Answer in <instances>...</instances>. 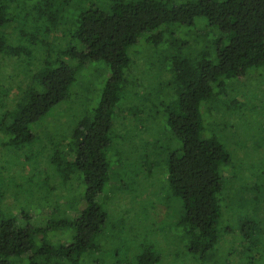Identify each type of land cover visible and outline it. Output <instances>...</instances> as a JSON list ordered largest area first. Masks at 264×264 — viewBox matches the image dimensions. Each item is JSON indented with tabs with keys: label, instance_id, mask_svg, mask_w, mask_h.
<instances>
[{
	"label": "trees",
	"instance_id": "1",
	"mask_svg": "<svg viewBox=\"0 0 264 264\" xmlns=\"http://www.w3.org/2000/svg\"><path fill=\"white\" fill-rule=\"evenodd\" d=\"M196 30L195 42L206 40L199 48L192 47V39L178 38ZM51 34L58 41L49 39ZM145 44L164 46L171 63L164 67L171 74L172 94L165 111L170 139L179 144L164 157L168 184L182 203L177 224L185 246L198 260L216 263L220 257L214 248L223 237L224 214L238 221L245 235L264 220V187L226 189L224 170L231 153L218 136L222 124L243 115L241 99L230 102L226 97L227 83L264 67V0H0V65L18 54L24 61L20 56L25 53L32 55L34 61L28 63L37 69L32 84L20 89L15 101L0 83V169H6L8 147L14 148L23 155L12 168L34 160L40 165L49 158V172H40V177L31 170L21 178L23 184L28 176L57 184L52 189L66 186L61 195L65 203L56 205L45 226L34 224L25 206L17 205L20 213L0 209V264H81L88 258L86 264H125L118 250L107 254L113 255L110 262L107 255L102 262L92 258L102 248L109 218L103 193L113 177L111 155H117L114 118L118 112L124 121L129 104L142 94L136 85L144 75L137 48ZM89 60H104L110 69L100 102L89 111L83 108L84 113L69 112L66 120L49 118L56 133L48 131L41 139L37 130L45 126L43 119L70 100V87ZM206 116L210 127L204 135ZM236 195L237 201L241 196L255 200L237 208V216L250 213L252 227L229 208L233 203L227 200ZM61 230L60 239L50 235ZM259 243L249 242L254 249ZM161 257L150 244L126 264H155Z\"/></svg>",
	"mask_w": 264,
	"mask_h": 264
},
{
	"label": "rangeland",
	"instance_id": "2",
	"mask_svg": "<svg viewBox=\"0 0 264 264\" xmlns=\"http://www.w3.org/2000/svg\"><path fill=\"white\" fill-rule=\"evenodd\" d=\"M196 32L197 30L192 33L183 32L178 38L192 39V47L196 49L200 47L199 44L202 46L206 43V40L195 42ZM15 35L12 34L11 38L17 40ZM208 37L212 38L213 34L205 36V39ZM49 39L58 41L55 34L49 35ZM145 45L137 48L141 52L138 54V64L141 70H144V75L143 80L138 78L136 85H140L138 89L142 94L135 98L134 103L129 104L124 121L118 112L114 118L118 129L114 128L117 133L114 151L117 155H111L114 163L113 177L108 189L103 193L107 197L106 209L109 218L106 233L101 239L102 248L92 259L102 262L109 252L118 250V258L126 264L132 261L134 254L152 244L155 251L162 254L160 261L155 264H264V220H260L262 223H257V226L245 235V231L238 228V221L233 220L228 213L224 214L227 217L222 222L223 237L214 248V252L219 253L220 257L216 263L198 260L185 246L183 230L177 224L182 203L173 196L168 184V164L167 158L164 157L166 152L176 148V143L179 144L177 138L174 137V141L170 139L172 132L168 130L165 111V104L172 98V94L169 88L171 74L169 70H164V67L171 63L164 57L167 53L164 46ZM20 57L24 61L20 62L18 54L13 58L6 57L5 62L9 63L0 65V83L9 91L8 98L11 101L16 100L20 89L32 84L31 76L37 70L35 65L28 63L34 61L32 55L23 53ZM62 59L67 61L65 57ZM16 61L19 62L17 65ZM109 76L110 69L104 60L87 61L70 87V100L63 101L56 107L63 105L64 108L58 111L56 108L52 109L54 112L51 111L47 118L43 119L45 126H40L37 130L41 139L46 137L48 131L53 135L56 133L53 128L55 121H50L49 118L66 120L68 114H72L69 113L71 111L75 114L82 109L84 113L83 108L89 111L96 107ZM153 79L156 81L153 82ZM234 81L227 83L226 97L230 102L235 98L241 99L243 115L238 120L230 119L227 125L222 124L218 130L220 140L231 153V160L224 170L225 184L228 186L226 189L247 184L263 188L264 179H258V176H264V67L254 68L244 78ZM78 117L79 114L75 115V118ZM121 122H124L125 126L120 129ZM204 123L205 135L210 127L207 116ZM22 155L16 149L8 147V163L3 165L6 169H0V209L13 208L14 212L20 213L17 205L25 206L24 209L33 214L34 224L45 226L56 205L59 202L65 203L61 195L64 194L66 186L52 189V186L57 184L46 185L45 182L36 181L35 177L31 181L28 176L26 185L23 184L21 178L31 173V170L33 173L36 171L40 177L49 172V158L44 157L40 165L34 160L32 163L26 161L24 166L15 165L12 168V162L19 160ZM254 158L259 160L255 163ZM250 175L252 176L249 177ZM81 185L84 191V184ZM227 201L233 203L229 204V208L236 210V219L252 227L255 221L250 213L248 215L243 211L237 216L240 212L237 208L252 204L255 200L241 196L240 201H237L236 195L235 199L230 198ZM261 202L263 203L264 199ZM20 222L23 225L26 223L24 219H20ZM118 226H125V229L117 230ZM50 235L60 239L63 237V230L58 233L51 231ZM63 240L67 241L66 238ZM247 240L250 243L260 240L259 248L254 249ZM106 259L110 262L113 255H107ZM86 263H90L89 258L81 264Z\"/></svg>",
	"mask_w": 264,
	"mask_h": 264
}]
</instances>
